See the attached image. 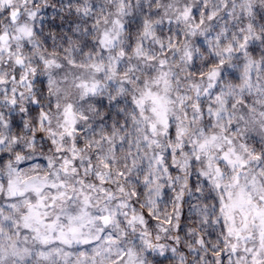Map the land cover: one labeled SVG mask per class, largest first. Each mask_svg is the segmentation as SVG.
<instances>
[{"label": "snow or ice", "instance_id": "snow-or-ice-1", "mask_svg": "<svg viewBox=\"0 0 264 264\" xmlns=\"http://www.w3.org/2000/svg\"><path fill=\"white\" fill-rule=\"evenodd\" d=\"M0 264H264V0H0Z\"/></svg>", "mask_w": 264, "mask_h": 264}]
</instances>
